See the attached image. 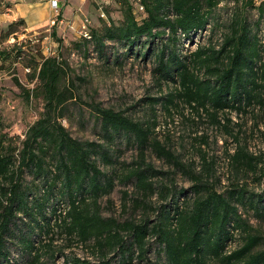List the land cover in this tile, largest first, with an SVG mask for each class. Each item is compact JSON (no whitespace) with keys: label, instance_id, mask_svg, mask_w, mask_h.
Segmentation results:
<instances>
[{"label":"trees","instance_id":"trees-1","mask_svg":"<svg viewBox=\"0 0 264 264\" xmlns=\"http://www.w3.org/2000/svg\"><path fill=\"white\" fill-rule=\"evenodd\" d=\"M224 1L234 5L227 19H223L220 6ZM119 2L124 7L122 23L94 29L90 22L91 39L102 56L106 40L117 42L129 53L136 48L137 55L154 56L161 79L177 88L153 101L165 100L166 108L176 101L186 103L198 113L204 111L217 125H222L224 113L264 107V35L260 34L264 0ZM251 10L258 12L255 22L247 16ZM23 23V19L11 22L1 31L0 45ZM204 31H210L208 40L198 43L191 53L182 54L183 40L193 42L194 35ZM52 35L57 37L55 30ZM215 37L220 40L215 42ZM26 52L23 45L1 49L0 69L25 60ZM31 55L36 63L33 77L38 80L35 91L45 100V112L30 126L20 146L6 145L0 139V264H16L10 258V245L17 241L28 254L27 263L44 264L41 246L46 236L53 237L55 228L91 245L101 255L99 264H114L109 259L111 253L120 255L119 264H133L135 258L146 260L151 238H155L166 264H264V249L256 250L260 238L250 232V223L241 212V208L251 209L264 219V193L256 194L239 183L220 192L215 184L195 176L193 196H185L182 202L185 190L170 196L171 189L163 186L160 196L166 204L153 224L148 219L120 223L104 218L98 201L112 192L115 176L105 173L99 160L113 163L109 149L104 142L73 137L59 120L67 103L76 99L74 84L69 87L64 83L65 62L55 56L45 57L41 51ZM23 91L29 99L31 91ZM86 104L96 115L105 142L124 133L133 140L143 162L147 151L153 150L180 165L156 135L154 120H136L99 103ZM224 118L230 121L228 116ZM230 157L236 173L258 172L259 159L246 145H238ZM156 173L145 164L126 177L127 181L135 180L136 187L149 196L155 192L150 178ZM26 174L41 177L43 188L25 180ZM65 201L67 207L61 209ZM38 229L40 238H35ZM235 230L247 234L238 248L228 250ZM74 264L88 262L75 260Z\"/></svg>","mask_w":264,"mask_h":264},{"label":"rangeland","instance_id":"rangeland-1","mask_svg":"<svg viewBox=\"0 0 264 264\" xmlns=\"http://www.w3.org/2000/svg\"><path fill=\"white\" fill-rule=\"evenodd\" d=\"M17 1L22 3L21 6L30 8L31 3L40 0ZM130 1L135 3V0ZM220 6L223 19L229 18L234 9L233 2L224 1ZM123 8L119 0H65L62 16L66 25H50L48 21L34 29H30L26 22L17 25V32L0 45V50H12L14 46L23 45L28 56L23 54L25 60L0 69V139L3 138L6 145L20 146L30 126L45 112V100L40 92L35 91L38 80L33 77L36 63L31 57L32 53L41 51L45 57L55 56L65 62L63 66L67 77L64 83L69 87L74 84L76 99L67 103L59 120L75 138L104 142L112 156L113 163L99 160L101 169L115 176L112 192L98 201L104 218H114L120 223L148 219L153 224L159 219L161 206L166 204L160 196L161 188L168 186L170 196L185 190V195L180 198L182 202L186 197L193 196L192 177L195 176L215 184L220 192H226L239 183L256 194L264 193V107L224 113L221 116L222 125H217L204 111L198 113L186 103L176 101L167 109L165 100L153 101V98L167 96L177 88L173 82L161 79L156 71L158 63L154 56L144 58L137 55L136 48L129 53L117 42L106 40L105 57L96 51L94 40H87L81 34L85 18L90 19L94 29L121 24ZM247 16L249 21L255 22L258 12L251 10ZM9 24H1L0 32L7 30ZM261 28L263 36L264 22ZM54 30L57 37L52 35ZM209 34L210 31H204L199 36L194 35L193 42L184 39L180 44L182 54L194 51L198 43L208 40ZM219 40L218 37L214 39L215 42ZM24 88L31 91L29 99ZM86 102L123 111L136 120H154L156 135L171 149L180 165L166 157H159L153 150L147 151L143 162L133 140L124 133L116 134L113 141L105 142L100 123ZM227 116L230 121L224 118ZM238 145H246L249 152L258 157L257 173L235 172L230 155L234 154ZM145 164H150L159 172L150 178L156 188L149 196L136 187L135 180L127 181L126 177L134 168L144 167ZM25 180L43 188L41 177L26 174ZM65 207L66 201L60 205L61 209ZM241 212L250 223V232L260 238L256 250L264 249V219L251 209L241 208ZM38 231L34 233L35 238H40ZM246 234L245 231L235 230V240L229 242L228 250L238 248ZM150 242L148 259L139 261L135 258L133 264H166L165 257L158 252L155 238H151ZM43 244L41 260L44 264H74L75 260L99 264L101 259L91 245L69 237L60 228H55L53 237L46 236ZM10 247L13 263L29 264L26 262L28 254L18 241ZM109 259L119 264L121 257L111 253Z\"/></svg>","mask_w":264,"mask_h":264},{"label":"crops","instance_id":"crops-1","mask_svg":"<svg viewBox=\"0 0 264 264\" xmlns=\"http://www.w3.org/2000/svg\"><path fill=\"white\" fill-rule=\"evenodd\" d=\"M21 5L22 3L17 0H0V28L1 24L23 19L30 29H34L40 27L47 21L50 22L55 15L50 0L36 1L35 3L30 4V8ZM64 7L65 3L62 6V15Z\"/></svg>","mask_w":264,"mask_h":264},{"label":"built area","instance_id":"built-area-1","mask_svg":"<svg viewBox=\"0 0 264 264\" xmlns=\"http://www.w3.org/2000/svg\"><path fill=\"white\" fill-rule=\"evenodd\" d=\"M114 1V0H111ZM65 0H50V4L52 8L55 11L54 17L50 20V25H65V19L63 18L61 11L62 6L64 5ZM140 10H143V7H139ZM89 25H90V19L85 18L84 21H82L81 26V34H83L86 38L91 39V34L89 32ZM29 71V69H28Z\"/></svg>","mask_w":264,"mask_h":264}]
</instances>
